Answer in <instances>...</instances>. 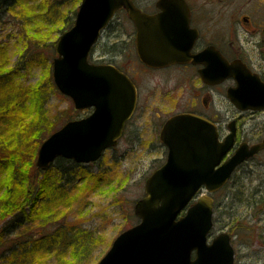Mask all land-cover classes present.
<instances>
[{"label": "rangeland", "instance_id": "obj_1", "mask_svg": "<svg viewBox=\"0 0 264 264\" xmlns=\"http://www.w3.org/2000/svg\"><path fill=\"white\" fill-rule=\"evenodd\" d=\"M80 1H66L60 7L63 16L48 20L40 31L33 33L34 36L25 34L23 19L15 15L20 7L13 3L14 0H5L8 6L0 5V43L4 47L1 48L0 61L6 64L4 72L22 62V56H30L34 49L40 51L42 58L21 76H13L22 84L15 90L19 100L5 93L7 95L0 104L1 114H13L15 120H26L34 125L29 132L31 135L24 139L17 137L18 131L8 133L4 138L0 136V160L7 162L3 168L11 166L12 177L20 176L15 178L16 182L12 179L6 188L0 185V191L6 190V195L0 197V264H97L117 235L138 223L134 204L145 195V180L164 162L161 161L163 157L156 161L159 152L150 150L152 146L147 143L130 150V146L122 142L85 167L58 159L46 170L36 167L40 143L68 119L84 114L74 109L72 100L57 90L52 79V61L56 55L54 44L61 34L59 30L64 29V20L67 15L68 19L73 16ZM135 1L146 5L150 0ZM190 1L214 20L212 28L224 34L236 32L239 43L250 46L251 41L264 38V0ZM123 16L119 11L115 17ZM109 42L103 38L98 49L105 46L104 50H108L105 43ZM26 47H29V54H26ZM109 50L115 52L117 46ZM90 55L92 62L108 58L102 50ZM154 82V78H148L146 88L153 87ZM23 88L27 89L24 98L21 96ZM150 102L147 99L144 105L148 106ZM155 102L164 115L177 111L173 99L157 98ZM224 116L230 117L231 113L226 112ZM241 119L240 124L246 131L242 136L247 135L251 142L264 136V113L245 114ZM145 120H139L138 124H144ZM41 138L43 140L37 144ZM149 139L153 140L154 134L147 129L143 132V140L148 142ZM35 145L39 147L33 157ZM20 152H25L26 157H21ZM28 157L31 159L26 164ZM58 166H61L62 174L58 173ZM33 167L36 170L30 171ZM13 181L15 185L23 183L31 198L39 197L37 203L29 201L18 206L19 209L8 207V201L16 197L12 190L15 188ZM39 186H43V190L38 196ZM9 189L12 190L10 195ZM202 192L206 194L205 190ZM249 193H255V197L264 195V151L239 166L224 188L212 195L214 227L208 240L219 232H229L234 264H264V204L256 205L255 198H246ZM9 227L15 229L8 232ZM42 233L45 234L43 237ZM20 243H26L29 250L20 251Z\"/></svg>", "mask_w": 264, "mask_h": 264}, {"label": "water", "instance_id": "obj_2", "mask_svg": "<svg viewBox=\"0 0 264 264\" xmlns=\"http://www.w3.org/2000/svg\"><path fill=\"white\" fill-rule=\"evenodd\" d=\"M80 2L74 25L54 44L52 79L77 110L93 111L79 120H68L40 143L35 165L41 170L59 156L76 163L97 160L104 149L116 145L124 123L133 113L135 86L129 78L112 65L90 63L88 56L99 31L118 9L126 10L135 24L140 61L158 66L188 59V51H170L175 43L172 38L185 31L176 24L182 20L183 10L177 7L185 4L184 0H161L157 4L163 9L160 15L143 13L132 0ZM184 19L188 20V15ZM162 21L166 24L160 26ZM223 63L221 71L227 73ZM220 66L211 59L206 72L217 73ZM247 89L234 90L237 107L264 110V84L261 90ZM162 128L160 139L168 155L145 181V196L134 204L139 222L118 234L97 264H233L229 234H217L208 242L214 214L211 194L224 187L239 164L264 150V138L254 145L240 144L221 163L233 145V129L220 142L211 122L191 114L172 116ZM202 186L207 194L195 198Z\"/></svg>", "mask_w": 264, "mask_h": 264}, {"label": "flooded vegetation", "instance_id": "obj_3", "mask_svg": "<svg viewBox=\"0 0 264 264\" xmlns=\"http://www.w3.org/2000/svg\"><path fill=\"white\" fill-rule=\"evenodd\" d=\"M160 1L150 0L146 1V5H142L133 0V4L138 10L147 15H160L163 11L162 8L157 6ZM184 1L185 4H180L177 7L183 11L180 12L182 20L176 22V24L179 25L182 31L184 29L185 31L181 35L172 38V41H175V43L171 46L170 50L182 53L188 51L187 55L185 54L188 59L184 62L150 66L140 61L137 53L136 27L123 9L119 10L124 14L123 17L112 18L107 26L100 31L101 34L92 52L102 50L106 52L108 58L106 60L98 58L94 63L112 65L119 72L126 75L133 86H135L136 97L133 113L124 123L122 133L116 140V145L105 149L102 152L103 154L106 151L113 150V148L122 142L129 145L130 150H134L137 145L138 147H144L147 143L152 146L150 150L159 152V157H157L156 161L163 157L161 161L164 162H161L162 164L160 165L162 166L166 162L165 160L168 155L167 147L162 139H160L162 127L169 118L177 114H191L205 118L215 126L220 142L233 129V145L222 157V163L233 155L240 144L247 143L250 146L262 141L264 138L263 136L261 139L259 138L251 142L247 138V135H241L246 131L240 124V120H242L241 118L245 114L253 116L254 114L264 113V111L255 109L241 110L234 103L236 100L234 90L238 87L244 90H248L247 88L261 90V86L264 84V38L258 41H251L250 46L248 44L247 46L241 44L236 38V32L231 31L224 34L212 28L214 20L208 17L204 10L193 6L190 0ZM183 7L188 8V12ZM186 15H188V20L184 19ZM162 24H166V22L162 21L159 25L162 26ZM103 38L107 39V41L110 40L108 44L105 43L108 50L112 46H117V50L115 52L104 50L105 46L98 49L99 42ZM159 41L166 42L165 39H159ZM211 59L218 61L221 65L217 69V73L210 74L206 72V65ZM223 62L226 64L227 73L221 71L224 65ZM150 77L155 79L154 86L146 88L145 85L148 84V78ZM157 98L173 99L177 103V111L164 115L163 111L157 107V103H154V100ZM147 99L151 101L148 106L144 105ZM80 111L84 113L79 117L82 118L90 115L93 110L90 108ZM226 112H230L231 116H224ZM143 117L146 119L145 123L138 124L139 120L144 119ZM79 118L75 117L73 119ZM147 129H150L152 134H154V139H149L150 141L148 140V142L143 140V132ZM255 155L244 160L236 168L238 169L239 166L253 159ZM96 161H92V163ZM71 162L78 167L92 164H76L73 161ZM202 189L204 187L200 189L199 195L203 193ZM211 233L212 230L209 235ZM225 233L231 237L229 232L226 231Z\"/></svg>", "mask_w": 264, "mask_h": 264}, {"label": "trees", "instance_id": "obj_4", "mask_svg": "<svg viewBox=\"0 0 264 264\" xmlns=\"http://www.w3.org/2000/svg\"><path fill=\"white\" fill-rule=\"evenodd\" d=\"M29 0H14V4H18L19 5V10L15 13V15L20 19H23L24 21V30H25V34L27 35H31L34 36L33 33H37L38 31L41 30L40 27L45 26L44 24L48 21V20H55L59 17H62L64 13H61L60 11V7L63 6V4L68 1V0H33L30 4L28 3ZM72 2H77L78 0H72ZM6 5L8 6L9 4H7L5 2V0H0V5ZM76 4V3H75ZM12 8L10 7L9 10H11ZM75 11L76 9L73 11V16L70 17V19H68V15H67V19H65V27L64 29L59 30L60 33L64 32V30L68 29L69 27H71L73 24V20L75 18ZM28 46V45H27ZM1 48H4L2 46V44L0 43V52L2 51ZM29 47H26V52ZM36 49L33 50V52H30V56L28 55L26 58H28L26 60V58L24 56H22V62L17 63L15 65L12 66V69H10V71L4 72L5 66L6 64L4 63V61H0V104L2 105V100L4 99V97L7 95L5 93H8L9 96H11L12 99H16L19 100V96H17V92H15V90L19 89V84L20 82L15 81V78H13V76H21L23 71L28 70V68L32 67L33 65H36L37 62L41 61V53L40 51H35ZM25 52V53H26ZM26 54H29V52H27ZM22 85V84H20ZM53 88L54 85L52 84ZM5 90V92H4ZM23 92V94L21 95L23 98L24 96H26L27 93V89L23 88L21 90ZM11 109V108H10ZM26 121V120H25ZM23 122V120H15V117L13 116V114H6L0 113V123L2 122L3 127L0 128V136L1 138H4L5 136L7 137L8 133L14 134L15 132H17V137H21L24 139V137L26 135H31L29 132L32 131V127L34 128V125L32 123H26ZM4 122L6 123L4 125ZM25 123V124H24ZM21 128H19V125H21ZM43 139H39L37 140V144H39ZM39 147V145H35L34 146V150L32 151L33 153V157L34 156V152L35 150ZM22 153V152H20ZM6 157V156H5ZM21 157L25 158V152L22 153ZM8 158V157H7ZM17 158V157H16ZM15 158V159H16ZM18 159V158H17ZM29 159H31V157H28L26 160V164L28 163ZM21 160V159H19ZM58 160L60 161H65L67 163H71L73 164L71 161H68L66 159L63 158H59ZM4 168L7 165L6 161H1L0 160V167ZM74 165V164H73ZM61 167V166H60ZM60 167L58 166L56 169L58 171V169L61 171H59L58 173L62 174V170L60 169ZM32 170H36L33 168H31L30 171ZM39 170H37L38 172ZM15 178H20V176L17 177H12V179L16 182L17 179L15 180ZM12 182V184L15 186V188H12V190L14 191V195H16L15 198L12 197L13 201H8L7 206L8 207H16L19 209L18 206H22L23 204L25 205V203H29V201H33L35 203H37V201L39 200V197H33L31 198L30 193H28L27 190H25L23 188V183L21 184H17L15 185V182ZM7 185H5L6 188ZM11 186V185H10ZM17 187V188H16ZM43 186H39L40 190L38 192V196L41 194L43 188ZM61 187V186H60ZM8 190V188H7ZM11 189H9L8 194L10 195L12 192ZM249 198V200L251 198H255V203L257 205V203H261L264 204V195L263 194H259L255 197V193H249V196L246 197ZM32 199V200H31ZM7 206L5 208H7ZM17 209V210H18ZM35 209V206H33V210ZM25 220V219H24ZM18 225H20V222L18 223ZM10 226V225H9ZM15 227H9L8 232H11L12 230H14ZM17 229V227H16ZM42 237L45 235L44 233L41 234ZM22 246L20 248V251H27L29 250V248H27V244L26 243H20ZM36 244L34 245V247H36Z\"/></svg>", "mask_w": 264, "mask_h": 264}, {"label": "clouds", "instance_id": "obj_5", "mask_svg": "<svg viewBox=\"0 0 264 264\" xmlns=\"http://www.w3.org/2000/svg\"><path fill=\"white\" fill-rule=\"evenodd\" d=\"M26 170V169H25ZM12 181V168H0V185H9ZM6 195V190L0 191V197Z\"/></svg>", "mask_w": 264, "mask_h": 264}]
</instances>
